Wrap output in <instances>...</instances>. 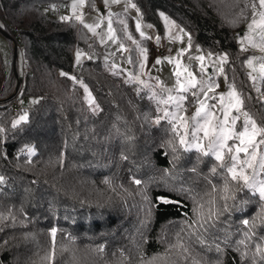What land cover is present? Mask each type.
Here are the masks:
<instances>
[{"label":"trees","instance_id":"16d2710c","mask_svg":"<svg viewBox=\"0 0 264 264\" xmlns=\"http://www.w3.org/2000/svg\"><path fill=\"white\" fill-rule=\"evenodd\" d=\"M69 1L0 0L5 32L11 41L15 34L20 36L24 56L19 77L15 71L7 74L0 52V175L5 177L0 184V264H60L62 243L89 250L94 264H109L116 257L122 264L154 257L168 264H192L200 255L210 264L217 259L222 264H264L256 252L257 244L264 249V201L251 190L236 192V199L245 203L233 207L229 199L230 209L201 238L213 247L203 250L195 236L189 237L195 227L184 226L195 220L207 187L229 180L230 190L222 191L231 197L236 182L226 174L230 159L219 163L210 153L186 150L170 120L155 123L158 110L147 91L107 69L100 44L84 24L48 13L53 4ZM86 1L89 7L101 2ZM132 1L142 20L159 33L164 29L159 15L163 12L191 34L193 44L227 53L228 82L242 94L244 110L264 127V79L257 93L246 67L249 53L237 40L258 0ZM117 27L120 31L119 23ZM77 50L95 57L76 65ZM131 53L136 62L134 48ZM62 71L78 79L64 77ZM23 111L28 119L13 128ZM214 165L219 179L211 172ZM208 178L212 185L202 184ZM135 179L142 183L135 184ZM173 189L187 190L173 193L171 199H179V205L156 206L146 215L145 194L154 200ZM221 201L215 200L213 209H220ZM52 228L57 229L54 241ZM173 244H191L188 259L180 258ZM217 244L222 253L215 252ZM51 252L54 259L43 261Z\"/></svg>","mask_w":264,"mask_h":264},{"label":"rangeland","instance_id":"374dc122","mask_svg":"<svg viewBox=\"0 0 264 264\" xmlns=\"http://www.w3.org/2000/svg\"><path fill=\"white\" fill-rule=\"evenodd\" d=\"M70 5H72V0L69 1ZM133 3V1L131 0ZM89 7L87 5V1L85 0V4L81 7H78L77 9V14L82 15L84 24H93L96 22L100 23V27L96 29V35H94L91 31H89L87 28L88 33L93 36L98 43L101 46V53L100 56L104 60L105 65L107 69L111 72L114 73H119L120 75L123 76L125 80L128 82H136L137 85L144 90L147 91V95L151 101H153L156 104L157 110H158V116L154 119V122L157 123V119H167L170 120L173 125V118L172 116L167 115V113H176L177 109L175 108L174 102L168 101L169 96H177V95H183L184 93H181L177 89L176 81L177 77L175 75V69L173 64L167 63V62H162L160 65H156L153 67L155 64V59L158 55H155L153 45L157 42L156 37L159 36H164L168 43L166 46V53L159 55L160 58L163 61V58L165 56H172L174 59L176 58L177 52L182 48V47H187V30L183 28L175 19L172 17L168 16L165 14V16L168 17V21H165L164 17H162V21L164 24V29L163 33H159L158 31L155 32L154 35H151L149 33V24H146L141 16L140 12L137 11V9H132L128 7L127 9L125 8L124 0H121L120 4H111L105 8L103 5V0L99 4L93 5L92 11L85 13L84 10L85 8ZM103 8V10H102ZM261 11H264V9H261L259 5L255 8L253 11V14L249 21L246 23L243 31L238 35L237 40L239 47L241 49H245V52L249 53L248 59H251L252 57H256V59L253 60V65L252 67H249L247 62H246V67L248 70V73L251 78L252 86L254 90L257 93H261L262 91V82L264 77L261 76L260 73V64L264 63V60H261V57H264V50H262L261 44V38L259 34V27L257 25H254L251 29L248 27L249 24L252 23L253 19H256L257 21L260 20L259 13ZM111 13V19H112V27L115 29L116 35L118 37V40L114 43L107 38V19L109 14ZM59 17L61 16H73V10L72 7L70 9H66L64 11L58 12L55 14ZM103 17L102 20H98V18ZM139 18L141 25H142V31L145 32V36L150 37V39H145V37H142L139 35V33L135 30V20ZM123 20L126 23L127 26V31L132 34V37L134 40L138 41L140 44V47L147 48L148 49V60L145 63V68L143 70L140 69L139 63L141 60V55H140V50L139 47H137L135 44L132 43V41L128 40L126 35L124 34V27L125 25H122L120 21ZM174 21L175 23H172ZM117 23L120 24V31L118 30ZM0 52L2 54L3 61L5 63V68L7 71V74H11L13 71H15L19 77L23 76L24 73V65H23V50L21 51L19 48H17L15 40L11 41L7 33L5 32V22L2 19L0 15ZM178 29H183V32H180ZM101 37H103L104 43H101ZM14 38V36H13ZM148 40V41H147ZM147 41V42H146ZM161 41V40H159ZM123 43L124 48L129 49L128 52H123L118 48V44ZM193 44V43H192ZM255 45V47H253ZM135 49V56L137 57L136 62L134 60V57L132 56L131 49ZM17 49V50H16ZM76 53V51H75ZM82 57L81 61L79 64H81L84 60L88 59L87 57H95L92 54H88L84 51H81ZM111 53V55H109ZM208 53H211L209 51H205L202 49L200 45L193 44V47L189 49L183 57H180L181 60V65L183 67H189L190 71H193L197 79L200 78V73H199V67H198V62L195 60H191V57L199 56V55H204L206 57L205 60V65L207 68V73L204 76V79H207L209 76L213 78V81L217 84H219L218 88H215L214 91L218 95L221 92H228L229 89V84L228 79H225V75L227 76L226 72L224 74H221L218 71V67L214 65V61H217L218 57L220 55H223L224 53H212L211 56L208 55ZM108 56V59L105 60L104 57ZM131 57L132 63L129 64L127 61V57ZM247 59V60H248ZM226 62V61H225ZM75 64H77L76 59H75ZM225 64V63H224ZM223 64V67H224ZM183 67L181 68V71H183ZM225 70V68H224ZM138 77V79H132V77ZM255 76L256 79L253 80L252 77ZM140 80L144 81V84L140 83ZM181 81H184L183 75L181 76ZM147 85V86H145ZM86 89V95L89 103L91 104L92 108H96L95 111L99 109V106L95 103L94 97L92 93ZM238 91V89L236 88ZM197 94L199 95V89L196 90ZM239 92V91H238ZM188 95V100H192V97L190 94ZM211 95V93L209 94ZM202 98V97H201ZM165 101H168L166 104ZM214 101H209V103H213ZM23 104L26 103V100H23ZM215 103L218 105L219 102L215 101ZM198 107V104L192 100V103H188L187 101L182 103V108L184 111L179 112V115L182 117L187 118L188 121V135L186 137L187 140L195 143V139L193 138L194 135L196 138L199 139V142L204 145V151L207 152V144H208V139L204 138L203 132L195 133L194 132V122L191 119V117L195 114L196 108ZM245 111V110H244ZM235 115L236 113L233 112ZM27 115L26 111H23L19 114L17 117V121L21 116ZM216 115L218 117H221L222 119V114L220 111L216 110ZM241 119L237 121L236 123V130L237 131H242V121H243V112L240 113ZM251 116V115H250ZM252 119H254L251 116ZM217 121L214 119L213 124L215 125ZM257 124V123H256ZM258 127H260L257 124ZM175 130L178 132V137L184 133V127L183 124L180 121L175 122ZM260 137H257V140H259ZM239 141L236 140H229L227 141L229 146H234V144L238 143ZM186 148V146H184ZM191 149H196L197 148H191ZM200 151V150H199ZM249 151L251 152L252 149L250 148ZM30 152H34L33 148H30ZM256 159L252 161L253 165L257 168V175L255 179L257 181L259 180H264V172H259V162H260V156L264 155V146L263 145H258L256 148ZM212 154V153H210ZM226 154V155H225ZM228 154V155H227ZM235 153L229 154L227 151L224 152V159L228 158L230 159V155H233ZM213 155V154H212ZM215 157V155H213ZM249 157L244 154L240 153L238 157V161L236 164V171L239 172L241 170V164L245 160H247ZM217 162H221L218 161ZM228 164V163H227ZM231 166V161L228 165V167ZM213 167L216 168V165ZM212 167V168H213ZM244 171L249 175L252 176V169L247 168V166H244ZM228 174L227 176L231 177V173H226ZM216 178L219 179L217 173H215ZM202 184H207L212 185V182H210V179L208 178L205 183ZM226 182H224L223 185H219L214 183L210 188H206L204 190L205 192L203 193L202 200L197 206L196 210V217L195 220H199L201 218L202 213H207L209 210V207L213 208V203L215 204V200L218 199L222 200V198L225 196V193L222 191V189L225 187ZM228 187L232 186V182L228 180L227 182ZM215 186V188H213ZM203 189V186H201ZM207 191V192H206ZM258 193V192H257ZM259 194V193H258ZM212 201L211 206H209V201ZM208 205V206H207ZM203 206V207H201ZM253 226V225H251ZM177 253L180 252V247L177 246L176 248ZM58 253L59 256H62L60 259H57V262L60 264H94V256L89 250H85L82 248H79L77 244H69V243H62L59 244L58 247ZM181 258L182 256L179 255ZM201 257V262L205 264H210V260L208 259L207 256H202ZM163 264H168V261L165 258H162ZM109 264H122V262L119 260L118 257L111 259V263ZM157 264H160V261H157ZM179 264V263H177Z\"/></svg>","mask_w":264,"mask_h":264},{"label":"snow or ice","instance_id":"6c2138e0","mask_svg":"<svg viewBox=\"0 0 264 264\" xmlns=\"http://www.w3.org/2000/svg\"><path fill=\"white\" fill-rule=\"evenodd\" d=\"M111 4H120L121 0H103V5L105 8ZM85 4V0H72V10H73V16H61L60 19L63 21H68L75 19L76 21H79L81 24H84L82 15L77 14L78 7H81ZM125 8L128 7L132 9H137L139 12V9L137 8V5L135 3H132L131 0H124ZM258 5L261 9H264V0H258ZM55 7V5H53ZM257 7L256 4L252 5L253 10ZM160 16H163L165 21H168V17L165 16L163 12L159 13ZM260 20L257 21L256 19L252 20V23L248 25V27L251 29L254 25H257L259 27V34L262 41L261 47L262 50H264V11H261L259 13ZM103 17L98 18V20H102ZM120 23L122 25H125L124 27V34L126 35L127 39L132 41L133 44H135L137 47H139L141 60L139 63V67L141 70L145 68V63L148 60V49L140 47V44L138 41L134 40L132 37V34L127 31V26L125 21L121 20ZM172 23H175L172 21ZM2 27V25H0ZM84 27H86L89 31H91L94 35H96V29L100 27V23L96 22L93 24H84ZM149 27H152L149 25ZM135 30L139 33L140 36L145 37V39H150V37L145 36V32L142 31V25L137 18L135 20ZM180 32H183V29H178ZM107 38L108 40L112 42H116L118 40V37L116 35L115 29L112 27V19H111V13L108 16L107 19ZM157 41L160 40V37H156ZM101 43H104L103 37H101ZM193 47L192 44V38L191 34H187V47H182L176 55V58L174 59L172 56H165L162 59L158 55L155 59V64L153 65H160L162 62L171 63L174 66L175 69V75L177 77L176 85L177 89L184 93L183 95H177V96H169L168 101L174 102L175 108L177 109L176 113H167V115L172 116L173 118V125L175 129V122L180 121L183 124L184 127V133L180 135L179 137V145L186 146V150H189L191 148H197L199 149L203 155H208L209 153H212L215 155L216 160L223 162L224 161V152L227 151L229 154L235 153L233 155H230V161L231 166L227 167V172L231 173V179L236 182V187L231 189L232 195L224 196L221 201V207L220 209L216 210L212 207H209L208 212L202 213L201 218L199 220H193L192 225H185V228H193L195 227V233L189 232V237L195 236L196 242L202 244L203 250H209L212 245L203 244L202 237H206L208 235V229L214 227L215 223L218 221L219 216L222 214L223 211H228L230 209V205L228 204V200L231 199L234 201L235 206H242L245 201L237 200L236 199V192H243L245 189L251 190L253 193H259V199L260 201H264V180L257 181L255 179L257 173V168L253 165L252 161L256 159L257 153L256 148L258 145H264V127H258L256 124V121L251 118L249 112L244 111L245 108V100L240 92L236 90V86L234 83L229 84V91L228 92H221L218 95L215 93L214 89L219 87V84L215 83L213 81V78L209 76L207 79H204V76L207 73V68L205 65L206 57L204 55H199L195 57H191V60H195L198 62L199 67V73L200 78L197 79L196 74L193 71L189 70V67H183L181 65L180 57H183L184 54ZM255 47V45H253ZM118 48L123 52H128L129 49L124 48L123 43L118 44ZM245 49H242L244 51ZM111 55V53H109ZM209 56L212 55V53H208ZM82 53L80 50H77L75 53V59L77 64L81 61ZM89 60H91V57H87ZM105 60L108 59V56L106 55L104 57ZM228 59V54L224 53L223 55H220L217 59V61H214V65L218 67V71L221 74H224L225 70L223 67V64ZM256 59V57H252L251 59H248L246 62L249 67H252L253 60ZM261 60H264V57L260 58ZM127 61L129 64L132 63L131 57H127ZM183 67V71H181V68ZM260 73L261 76L264 77V63L260 64ZM61 75L67 78H70L72 80H77L78 77L73 75L69 77V73L67 72H61ZM183 75L184 81H181V76ZM251 75V74H250ZM132 79H138V77L133 76ZM225 79L227 80L228 77L225 75ZM253 80L256 79L255 76L252 77ZM141 84H144L143 80H140ZM147 86V85H145ZM85 88L87 86L85 85ZM197 89H199V95L197 94ZM211 93V95H209ZM190 94L192 97V100H194L198 107L196 108L195 114L191 117V119L194 122V132L199 133L203 132L204 138L208 139L207 148L208 151H204V145L199 142V139L195 137V143L189 141L186 139L188 135V121L187 118L182 117L179 115V112L184 111L182 108V103L187 101L188 103H192V100H188V95ZM202 97V98H201ZM168 101H165L167 104ZM209 101H214L213 103H209ZM215 101H218L219 104L217 105ZM39 100H34V103H39ZM262 104H264V101H261ZM220 111L222 114L221 117H218L216 115V110ZM96 108H93V111H95ZM233 112L236 114L234 115ZM243 112V121H242V131H237L235 126L238 120L241 119L240 113ZM28 119L27 115L21 116L18 121L13 123V128H16L17 125L21 121H26ZM159 119H157L156 122H159ZM216 120L217 123L214 125L213 120ZM3 129L0 128V132H2ZM260 137L259 140H257V137ZM236 140L239 141L238 143L234 144V146H229L227 141L229 140ZM169 145H171V141L168 142ZM252 149L250 152L249 149ZM176 147H172L173 154L176 152ZM240 153L246 154L249 158L241 164V170L239 172L236 171V164L238 161V157ZM121 159L127 161L128 156L127 155H121ZM247 166V168L252 169V176H249L244 171V166ZM223 163L221 164V167H223ZM259 172H264V155L260 156V162L258 165ZM193 172L196 171L195 168L192 169ZM212 173L216 172V168L213 167L211 169ZM5 182V177L0 175V184H3ZM135 184L140 185L142 183L141 180L135 179L133 181ZM215 188V186H213ZM230 189L228 187L227 181L225 184L224 191L228 192ZM186 189H173L172 192H165L163 194L157 195L154 200L150 199L147 194L143 196V200L145 201L147 207L145 208L146 215L150 213V211L156 207L163 204L168 203H175L177 205L180 204V200L177 199L173 201L171 199L174 192H185ZM212 204V201H209V205ZM203 207V206H201ZM261 221L264 223V216H261ZM244 225H249L248 220H243L242 222ZM181 231H184V228L181 229ZM57 229L52 228L51 229V235L54 241L55 235H56ZM181 237L179 234H177V242L179 244ZM261 240H264V237H260ZM240 243H243L241 241ZM178 244H173L172 247L175 248L178 246ZM179 247L181 248V251L178 253V255L182 256L184 259H188V254L190 252L191 244L185 246L183 244H180ZM215 252L217 254L222 253V249L219 247V245H214ZM102 250V246L100 249ZM256 252L261 253V258L264 260V249L260 247L259 244L256 245ZM43 261H48L50 259H54V252L47 253L43 258ZM157 261H160V264H163L162 258L154 257L151 261H146L143 258H141L140 264H157ZM172 264V262H170ZM192 264H201V260L199 259H193ZM215 264H222V261L217 259L215 261Z\"/></svg>","mask_w":264,"mask_h":264},{"label":"built area","instance_id":"2783aa9c","mask_svg":"<svg viewBox=\"0 0 264 264\" xmlns=\"http://www.w3.org/2000/svg\"><path fill=\"white\" fill-rule=\"evenodd\" d=\"M53 5H55V7H53ZM53 5L48 7V13H50V14H57L58 12L64 11L66 9L68 10V9L71 8L70 2H57V3L53 4ZM91 11H92L91 7H87L84 10L85 13H88V12H91ZM148 30H149V33L151 35H154L155 32L157 31L154 26L149 27ZM13 39L16 42L17 48H19L22 51V41H21L20 36L18 34H15ZM153 48H154L155 55H161V54L166 53V51H167L165 43L162 40L161 41H157L153 45ZM23 65H24V60H23Z\"/></svg>","mask_w":264,"mask_h":264},{"label":"crops","instance_id":"0c3cea01","mask_svg":"<svg viewBox=\"0 0 264 264\" xmlns=\"http://www.w3.org/2000/svg\"><path fill=\"white\" fill-rule=\"evenodd\" d=\"M162 34V33H161ZM160 40L164 41V43L167 45L168 41L167 39L164 37V36H161L160 37Z\"/></svg>","mask_w":264,"mask_h":264},{"label":"water","instance_id":"95a60500","mask_svg":"<svg viewBox=\"0 0 264 264\" xmlns=\"http://www.w3.org/2000/svg\"><path fill=\"white\" fill-rule=\"evenodd\" d=\"M102 10H103V8H102Z\"/></svg>","mask_w":264,"mask_h":264}]
</instances>
